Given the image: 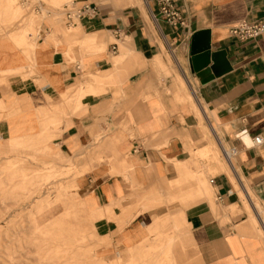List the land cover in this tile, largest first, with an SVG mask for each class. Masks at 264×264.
<instances>
[{
  "label": "crops",
  "instance_id": "obj_1",
  "mask_svg": "<svg viewBox=\"0 0 264 264\" xmlns=\"http://www.w3.org/2000/svg\"><path fill=\"white\" fill-rule=\"evenodd\" d=\"M88 1L99 13L71 28L64 14L43 19L30 54L0 40V69L29 63L36 73L0 85V138L43 133L41 145L92 167L79 178L81 209L103 215L94 226L111 237L109 254L167 218L168 228L189 231V264H264V33L230 32L264 23V0H176L186 27L164 20L155 0ZM201 30L230 63L205 83L191 54ZM96 154L113 158L115 172Z\"/></svg>",
  "mask_w": 264,
  "mask_h": 264
},
{
  "label": "rangeland",
  "instance_id": "obj_2",
  "mask_svg": "<svg viewBox=\"0 0 264 264\" xmlns=\"http://www.w3.org/2000/svg\"><path fill=\"white\" fill-rule=\"evenodd\" d=\"M68 1L29 0V6L23 7L20 0H0V40L12 43L23 55L30 54L42 21L34 12L46 6L56 18L64 13ZM83 16L77 14L74 23ZM19 36L25 37L22 45L16 42ZM113 46L109 45L111 53ZM35 74L29 63L0 69V85H8L13 76L28 80ZM168 78L160 76V84ZM6 112V99L0 98V113ZM44 136L37 132L0 138V264H189L184 244L189 231L168 228L167 218L147 228L148 236L139 244L113 254L103 250L112 245L111 237L99 235L94 226L103 215L81 209L86 199L81 200L79 178L92 167L78 166L54 145H41ZM81 155L86 159L87 150ZM94 160L98 165L107 163L109 174L115 172L113 158L96 154ZM205 184L210 188L208 178ZM259 213L264 218L263 211Z\"/></svg>",
  "mask_w": 264,
  "mask_h": 264
},
{
  "label": "built area",
  "instance_id": "obj_3",
  "mask_svg": "<svg viewBox=\"0 0 264 264\" xmlns=\"http://www.w3.org/2000/svg\"><path fill=\"white\" fill-rule=\"evenodd\" d=\"M159 7V14L166 20L170 25L175 27H186L189 22L177 5L176 0H155ZM83 15L89 17H95L99 13V9L96 4L88 3L81 8ZM71 18H69L70 20ZM232 35L239 37L240 39H251L258 37L264 33V23L260 21H248L244 20L233 27L230 31ZM115 49V46L113 47ZM255 144L262 143V136L256 135L254 138ZM237 149L235 146L232 147L234 152ZM214 182V179H212Z\"/></svg>",
  "mask_w": 264,
  "mask_h": 264
},
{
  "label": "water",
  "instance_id": "obj_4",
  "mask_svg": "<svg viewBox=\"0 0 264 264\" xmlns=\"http://www.w3.org/2000/svg\"><path fill=\"white\" fill-rule=\"evenodd\" d=\"M192 65L196 72L208 67L213 61L211 68L216 76L230 69V63L224 52H212L210 44V31H197L192 36L191 45Z\"/></svg>",
  "mask_w": 264,
  "mask_h": 264
},
{
  "label": "bare ground",
  "instance_id": "obj_5",
  "mask_svg": "<svg viewBox=\"0 0 264 264\" xmlns=\"http://www.w3.org/2000/svg\"><path fill=\"white\" fill-rule=\"evenodd\" d=\"M21 2H22V6L24 7V6H29V4H30V2H29V0H20ZM88 3H91V2H89V1H84V2H82V3H79V1L78 0H69L68 2H67V5H66V7H65V10H64V15L66 16V24H67V26L69 27V28H71V27H73L74 26V19L76 18V15L77 14H84L82 11H81V8L84 6V5H86V4H88ZM35 14H36V16L37 17H39L41 20H43V19H47V18H50V17H52V16H54V11H52V9L51 8H49V7H46V6H43L42 7V10L41 11H39V12H34ZM69 18H71L70 20H69ZM25 38V37H24ZM24 38L22 37V36H19L17 39H16V42H17V44H19V45H22L23 44V42H24ZM14 43V42H13ZM115 45V51L117 50V44H114ZM40 46V45H39ZM114 51V52H115ZM196 76H197V78L199 79V81L201 82V83H205V82H207V81H209V80H211V79H213L214 78V73H213V71H212V69L210 68V66H208V67H206V68H204V69H202V70H200L199 72H197L196 73ZM248 139V138H247ZM246 139V140H247ZM247 142L248 143H250L249 142V140H247ZM254 142H255V140H254ZM256 143V142H255ZM262 143H263V137H262ZM232 147L233 146H229L228 148L227 147H223V149H224V152H225V155L229 158V159H232V158H234L235 156H237V154H238V152H239V149L237 148V149H235V151L233 152L232 151ZM212 179H214V178H210L209 179V183L210 184H213V182H212ZM218 198H220L219 196L217 197V200H218ZM263 212H264V208H263Z\"/></svg>",
  "mask_w": 264,
  "mask_h": 264
}]
</instances>
